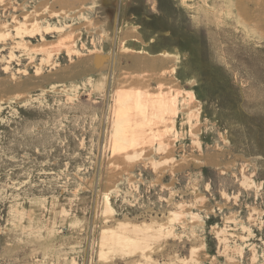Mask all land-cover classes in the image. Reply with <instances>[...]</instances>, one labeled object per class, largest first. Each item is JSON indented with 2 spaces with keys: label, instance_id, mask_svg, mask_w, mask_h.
<instances>
[{
  "label": "rangeland",
  "instance_id": "rangeland-1",
  "mask_svg": "<svg viewBox=\"0 0 264 264\" xmlns=\"http://www.w3.org/2000/svg\"><path fill=\"white\" fill-rule=\"evenodd\" d=\"M0 24V264H264V0H0ZM129 91L179 95L132 112L128 157Z\"/></svg>",
  "mask_w": 264,
  "mask_h": 264
},
{
  "label": "bare ground",
  "instance_id": "bare-ground-1",
  "mask_svg": "<svg viewBox=\"0 0 264 264\" xmlns=\"http://www.w3.org/2000/svg\"><path fill=\"white\" fill-rule=\"evenodd\" d=\"M24 20L25 21L23 23L18 21L17 25L14 26L15 34L12 36L11 39L20 38V41L16 40V42H14L12 52L10 53L11 57L14 56L13 54L14 50L19 49L21 47H24V48L27 47V44L25 45L24 43L26 35H29L30 38H33L35 33L39 31V26L34 16H26ZM6 27H8L6 26V24H0V49H2V51H4V48H6V46L8 45L7 42L9 38L11 37V33H7L9 31L4 32V29ZM1 42L3 43L5 42V44L1 45L2 44ZM104 58H106V56ZM104 58L99 60L100 64H102V62L105 61L103 60ZM135 93L136 94L130 93V91L126 93L118 92L117 98L120 101V106H119V109L115 112L117 119L115 120V124H113L115 130H114V134H112L113 136L112 138H114L113 140L114 148L113 149L115 152L117 151L120 153L128 154L130 150L132 151V149H137V146L140 145L141 137L135 134L138 131L135 132L134 130H132L133 129L132 128L133 127L132 126V114H133L132 112H134V110H136L139 113L138 116L143 117V120H144L143 123H145V120H146L149 123H154L155 127L156 125L167 124L170 121V119H172L171 115H177V111H178L177 110V96L179 95V93L176 96L170 95L169 94L170 92L165 93V94H155V93L151 94L150 93V96H147L142 91L138 93L135 92ZM140 122H142V119ZM138 127H141V126H137L136 130L138 129ZM141 128L143 129V127ZM150 132H152L151 128H150ZM128 157H129V154H128ZM122 237H124V235L119 234L117 236V242L125 243V242L131 241V239L129 238L123 239ZM149 237L150 236L145 237L146 242H148ZM104 240L105 239H103V242Z\"/></svg>",
  "mask_w": 264,
  "mask_h": 264
}]
</instances>
